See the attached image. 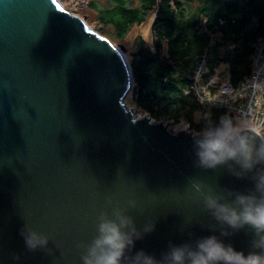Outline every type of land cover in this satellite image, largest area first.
<instances>
[{
    "label": "water",
    "instance_id": "95a60500",
    "mask_svg": "<svg viewBox=\"0 0 264 264\" xmlns=\"http://www.w3.org/2000/svg\"><path fill=\"white\" fill-rule=\"evenodd\" d=\"M123 51L59 0H0V264H80L76 244L108 200L133 201L138 229L154 221L135 249L159 255L190 232L211 234L193 183L251 187L195 167L188 135L126 107ZM24 226L50 238L51 254L27 251ZM249 240L240 231L224 242L246 253Z\"/></svg>",
    "mask_w": 264,
    "mask_h": 264
},
{
    "label": "clouds",
    "instance_id": "9594fccd",
    "mask_svg": "<svg viewBox=\"0 0 264 264\" xmlns=\"http://www.w3.org/2000/svg\"><path fill=\"white\" fill-rule=\"evenodd\" d=\"M241 92L250 93L252 98L264 95V53L254 56L250 77L239 91L226 83L216 95L231 99ZM252 111L249 102L247 109L241 106L235 116L208 118L195 132L187 123L177 129L166 127L173 135L184 133L191 138L195 167L225 168L235 179H247L251 185L240 191L217 184H192L202 211L215 222L207 229L210 235L198 237L190 232L184 243L169 242L159 255L136 250L135 242L154 231V221L138 229L128 214L135 208L133 201L125 207L108 200L110 211L97 215L95 234L76 244L80 264H264V134L252 124ZM240 231L250 235L246 253L224 242ZM20 236L27 251L51 254L50 238L43 233L24 226Z\"/></svg>",
    "mask_w": 264,
    "mask_h": 264
},
{
    "label": "trees",
    "instance_id": "16d2710c",
    "mask_svg": "<svg viewBox=\"0 0 264 264\" xmlns=\"http://www.w3.org/2000/svg\"><path fill=\"white\" fill-rule=\"evenodd\" d=\"M90 0L97 21L115 41L123 40L134 25L154 14L152 46L139 39L131 61L135 106L155 121H185L198 131L204 122L194 115L216 120L221 108L202 105L190 91L199 63L204 62L205 83L222 66L238 85L251 73L257 39L264 40V0ZM113 42V40L110 39ZM264 134V128L261 131Z\"/></svg>",
    "mask_w": 264,
    "mask_h": 264
},
{
    "label": "built area",
    "instance_id": "2783aa9c",
    "mask_svg": "<svg viewBox=\"0 0 264 264\" xmlns=\"http://www.w3.org/2000/svg\"><path fill=\"white\" fill-rule=\"evenodd\" d=\"M254 52L251 56V70L253 65V58L257 53H264V40L259 38L254 43ZM206 72V66L204 62L199 63L195 72L193 83L190 87V91L198 99L202 105H209L217 108H221L224 114L236 115L238 109L244 106L247 109L249 102L252 106L251 122L256 126V131L261 133L264 128V95L258 94L255 98L250 96V93L241 92L240 95H236L234 98L217 97L216 93L222 85L230 83V85L237 89L241 88V85L245 84L250 75L244 78L238 85L231 83L230 76L226 71L217 73L216 70L205 83L201 82L202 75ZM251 74V73H250ZM222 101H227L222 102Z\"/></svg>",
    "mask_w": 264,
    "mask_h": 264
},
{
    "label": "rangeland",
    "instance_id": "374dc122",
    "mask_svg": "<svg viewBox=\"0 0 264 264\" xmlns=\"http://www.w3.org/2000/svg\"><path fill=\"white\" fill-rule=\"evenodd\" d=\"M59 1L62 4L64 10L71 13L72 15H75V16L83 19L85 21V23L93 31H95L96 33H98L102 37L108 39L109 41H110V39L113 40V42H114L113 44L123 48L124 51L122 54H124L128 63H129V61H131L134 53H136L139 49L136 45L137 41L139 39H142L143 41H145L146 45L149 48H151V46H152L151 25H152L153 19H154L153 13L150 14L146 18V20L144 21V24H141L139 26L138 25L132 26L130 28V30L127 32V34L123 40L115 41L111 35H108L109 31H108L107 27H104L98 23L97 13L95 11L91 10L88 6V3L90 2V0H59ZM105 2H106V0H97V3L102 4V5H106ZM222 71H224L222 66H219L216 69L217 73H220ZM124 102H125L126 107L128 109L133 110L135 112V114L137 115V117H142L145 114H147V113L143 112L141 109H139L137 106H135L136 104L134 102L133 95H132V86L130 88V91L126 95ZM207 115L208 114L196 113L194 115L193 121L197 124L205 122L209 118V116H207ZM160 122L165 123L169 128H172V129L184 127L185 123H187L185 121H180L177 124H175V123H172L170 120H162V121L160 120ZM191 130L195 132V130H193L192 128H191Z\"/></svg>",
    "mask_w": 264,
    "mask_h": 264
}]
</instances>
